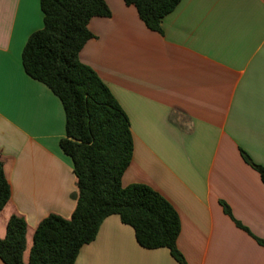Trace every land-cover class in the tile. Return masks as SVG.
I'll list each match as a JSON object with an SVG mask.
<instances>
[{
  "label": "crops",
  "instance_id": "1",
  "mask_svg": "<svg viewBox=\"0 0 264 264\" xmlns=\"http://www.w3.org/2000/svg\"><path fill=\"white\" fill-rule=\"evenodd\" d=\"M104 1L111 16L89 21L94 38L79 60L128 119L133 154L122 186L147 185L171 204L186 264H264L256 240L264 242V185L239 152L264 167V0H181L161 33L122 0ZM42 27L39 0H0V161L11 187L0 237L11 215L31 236L43 218L68 219L76 204L73 165L59 147L62 105L21 64ZM74 264L178 263L167 249L141 248L112 215Z\"/></svg>",
  "mask_w": 264,
  "mask_h": 264
},
{
  "label": "trees",
  "instance_id": "2",
  "mask_svg": "<svg viewBox=\"0 0 264 264\" xmlns=\"http://www.w3.org/2000/svg\"><path fill=\"white\" fill-rule=\"evenodd\" d=\"M122 1L134 7L148 30L161 33V20L181 0ZM39 6L43 27L26 40L21 64L25 74L46 86L62 105L65 125L59 147L73 165L76 204L68 219L55 214L43 218L31 236L24 219L11 215L0 237V261L74 264L80 248L95 239L101 223L116 215L133 229L141 248L167 249L178 264H186L176 246L180 222L171 204L147 185L122 186L133 154L128 119L107 85L79 60L85 44L94 38L89 21L111 16L107 4L104 0H39ZM239 152L264 185V167ZM10 197L0 161V214ZM220 203L232 218L227 205Z\"/></svg>",
  "mask_w": 264,
  "mask_h": 264
}]
</instances>
